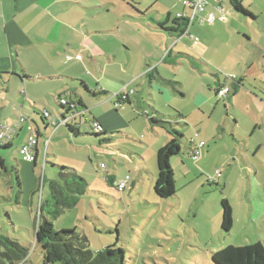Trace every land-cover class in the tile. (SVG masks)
<instances>
[{"label": "rangeland", "instance_id": "1", "mask_svg": "<svg viewBox=\"0 0 264 264\" xmlns=\"http://www.w3.org/2000/svg\"><path fill=\"white\" fill-rule=\"evenodd\" d=\"M238 1L256 19L236 12L229 0H208L207 10L215 13L214 22H200L199 18H205L200 14L190 35L178 40L180 52L194 61L187 57L176 61L179 50L174 49L167 58L171 63L165 65L157 63V53L154 57L149 55L153 45L167 38L158 33L161 31L156 30V22L165 21L168 15L171 21L182 14L186 10L182 0L118 1L116 13L120 15L116 24L120 37L134 38L129 53L131 67L139 71L148 64L156 65L160 78L176 84L156 80L154 92L149 94L151 91L145 90L149 80L145 77V92H138L137 99L131 98L133 107H121L116 105V98L112 99L114 93L99 102L86 94L77 81L78 96L89 110L80 119V133L94 134L93 116L111 109L114 119L109 128L105 130L102 125L105 132L113 133L108 134L113 140L110 147L85 135L70 138L63 128L44 131L43 112L52 117L65 113L54 102L58 81L22 84L24 81L16 76L0 74V126L19 124L18 119L23 116L26 125H33L40 133L36 167L20 155L17 141L13 140L10 149L0 150L8 171L0 174V235L28 249V258L21 264H43L40 248L35 244V230L38 205L49 195L48 183L59 174L58 167L51 164L73 169L87 183L86 193L75 208L52 220L53 231L76 228L86 235L93 252L115 244L124 252V264H213L212 254L228 245L260 242L264 246V187H253L252 179L248 180L252 178L250 165L264 173V126L257 123L259 129H255L252 122L264 112L246 93L236 96L237 114L226 111V100L215 97L218 79L211 72L229 85L233 78L230 72H237L246 67V62L256 59L255 47L264 50V0ZM221 16L223 20L219 19ZM225 64H230L231 70L224 71ZM254 71L249 70L243 84L246 91H255V96L264 100L258 90L264 81ZM89 82L91 90H95L96 83L92 79ZM136 84L130 83L129 89L141 87ZM22 86L27 87L31 97L24 95ZM157 88L163 96H159ZM147 106L165 116L172 129L183 135L181 152L170 159L175 196L165 200L158 199L153 189L156 154L170 137L161 125L151 123ZM238 120L240 125L232 136L225 131L230 128L223 125L232 127ZM194 141L205 144L197 160H193L190 151L189 143ZM45 150L48 163L42 167ZM13 168L18 170L21 183L18 201ZM107 175H113L117 183L127 177L125 190L109 186L105 182ZM223 199L229 202L233 214L228 233L221 230Z\"/></svg>", "mask_w": 264, "mask_h": 264}, {"label": "crops", "instance_id": "2", "mask_svg": "<svg viewBox=\"0 0 264 264\" xmlns=\"http://www.w3.org/2000/svg\"><path fill=\"white\" fill-rule=\"evenodd\" d=\"M118 1L121 0H0V74L4 76H16L18 80L24 81L22 84L28 81L52 82L56 80L58 81V83H55L54 90L58 93L56 98L57 96H61L67 101L77 98L81 100L82 104L84 101L78 96L79 91L75 88L77 81L81 82L80 88L86 94L99 102H101L104 94L95 97L94 94L98 92L110 95L114 93L116 95L123 90L128 92L133 91V94L128 93V98L131 102L130 105H127L128 107H133V99L131 98L137 99L138 96L136 95H138V92L144 93L145 90L146 92L151 91L149 94L154 92V86H156L154 82L156 80L172 85L169 81H165L159 77L156 65L148 64L146 65V69L144 67L139 71L131 67L132 61L129 58V53L131 51L130 44L134 38L131 35L120 37L119 25L116 24L118 23L116 19L120 15L116 13ZM208 6L209 2L207 0V7L202 13L205 18L209 14H214L215 16V13L207 10ZM242 9L245 12L247 11L243 6ZM248 12H246L248 14L245 15L246 17L256 19L255 16ZM183 13L189 14V11L186 9ZM219 19L223 20V17L221 16ZM171 21L168 15L165 21L156 22V30L161 31L158 33L166 35L167 38L164 37L161 43L153 45V51L149 55L154 57L157 53V63L165 65V63H171L167 61L168 55L174 49H177L179 51L175 54L176 61H180L181 57H187L193 62L194 60L190 55L180 52L181 49L178 47V40L180 38L176 34L161 30L158 26L159 24L167 23L165 27H169ZM255 45L254 43V47ZM259 47L261 46L259 45ZM255 49L258 51L256 59L246 62V67L238 69L237 72H230L229 75L235 80L243 79L244 81L245 77L249 75V70H255L254 73L261 74L260 80L264 81V50L258 47H255ZM78 55L81 57L80 60L75 58ZM67 56L70 57L69 60H66ZM223 70L226 72L231 70L230 64H225ZM27 74L29 77H26ZM242 74L244 76H239ZM145 77L149 80V88L144 90L145 82H143V78ZM254 78L256 79V77ZM90 79L96 83L97 88L95 90H91V87H89ZM136 80L139 81L138 84H136ZM130 83L141 87L137 88L138 90L135 88L129 89ZM261 87L264 89V85H261ZM22 88L25 91L24 95H28L26 91L27 87L22 86ZM246 90L243 84V87L234 95L230 94L226 101H223L225 102L224 107L226 111L228 110L230 113L237 114L236 96L246 93L252 102L254 101L261 105L260 110L264 112V105L262 104L264 100L255 96V91L253 94ZM157 92L160 97L163 96L160 89L157 88ZM167 93L170 96V92L167 91ZM28 97L31 96L28 95ZM56 98H54L55 103ZM115 98L113 97L112 99ZM28 100L30 103H34L33 99ZM137 105H140L138 101ZM147 107L150 110V112H147L151 114V117L156 116L155 112L160 114L152 107ZM112 111L111 109L105 110L103 113L93 116V119L107 130L110 122L114 119L111 115ZM116 120L117 118L115 122ZM252 122L255 129H259L257 123L262 122L264 126V114L258 115L257 119ZM239 125L240 121L238 120L232 127L226 124L223 127L230 128V130L225 131L233 136ZM23 126L21 125L14 137V142L17 141L19 148L22 147L27 136ZM42 127L44 131L48 129V126L44 122H42ZM112 142L113 140L107 143V145L110 147ZM196 143L198 141L193 142V144ZM261 143L263 142L259 144ZM203 148L200 150V156L203 154ZM246 149L244 154L247 159L249 156ZM209 151L212 152V147ZM256 152L257 150L253 151L252 154L255 155ZM39 156L40 151L37 146V159ZM249 170L252 178H248V180L252 179L253 187H264V173L262 174V171L253 165H250Z\"/></svg>", "mask_w": 264, "mask_h": 264}, {"label": "trees", "instance_id": "3", "mask_svg": "<svg viewBox=\"0 0 264 264\" xmlns=\"http://www.w3.org/2000/svg\"><path fill=\"white\" fill-rule=\"evenodd\" d=\"M233 5L234 10L244 15H248L241 6V2L238 0H229ZM207 7V5H206ZM200 19V18H199ZM200 21V20H199ZM194 23V22H193ZM167 24V23H166ZM159 24V28L165 32L176 34L178 38L183 35H190L186 33L188 28V21L185 19L175 18L171 21L169 27L166 25ZM193 25V24H192ZM192 27V26H191ZM190 27V28H191ZM190 30V29H189ZM215 77H217L218 87L215 89V96L219 99H227L231 94L234 95L241 87H243V79L235 80L232 78L229 85L225 81H219V77L211 71ZM150 77V76H149ZM170 84H176L171 83ZM228 89V92L224 97L219 96V91L223 89ZM263 88V87H262ZM264 95V91L259 89ZM128 92V91H127ZM123 93V92H122ZM104 94V97L109 94L98 92L94 94L95 97ZM133 94V93H132ZM129 94L125 96V99L120 100V93L114 95L117 99L116 105L124 106L130 105L131 102L128 98ZM61 100H65L68 104H61ZM56 103L60 111L65 112L63 115L60 114L59 117H52V121L55 122L54 125L49 124L43 119L42 122L51 128L53 131L56 129L63 128L70 136V138H78L83 135L97 139L99 143L107 144L111 142V138H108V133L105 132L102 126L92 118V129L94 134H81L79 127L81 125L80 119L83 118V113L89 111L85 107L80 99H74L67 101L61 96H57ZM155 112V111H154ZM150 119L151 123L161 125L169 135V140L165 145L157 151L156 163H157V177L154 184V194L160 200L169 199L175 196V186H174V174L170 166V159L179 155L181 152V140L183 135L176 130L172 129L171 122L166 121V117L157 114ZM50 115V114H49ZM176 116L182 119V115L176 113ZM66 119L65 123L60 124L61 120ZM69 120V121H67ZM177 121V120H176ZM16 125V124H15ZM18 125H26L18 124ZM59 125V126H58ZM100 126L101 132H96L94 126ZM11 127L13 125H10ZM27 126V125H26ZM25 126V131H26ZM36 139V146L33 152L34 163L33 167H36L37 163V146L40 133L37 128L33 125ZM20 129V128H19ZM27 133V132H26ZM15 134L11 139L6 140L4 143H0V150H8L12 147V142L14 140ZM191 146V154L196 144L189 143ZM24 144L22 145V147ZM22 147L19 148V153ZM21 155V154H20ZM22 156V155H21ZM46 150L43 155L44 166L48 163L46 160ZM52 167H58L59 174L56 180H51L48 183L49 195L46 199L41 200L38 205L37 223L35 230V244L40 248L42 254L43 264H124L125 256L124 252L117 248L115 244L107 246L97 252H93L89 249V241L83 232L77 231L76 228L61 230L60 232L53 231L52 220H56L63 212L75 208L79 199L86 193L87 183L86 181L78 175L73 169L67 167H59L57 165H52ZM101 167V166H100ZM103 168V167H101ZM7 166L5 160L0 157V174L7 173ZM15 182L17 185L16 199L21 192V183L18 177V170L13 168ZM1 176V175H0ZM105 182L118 190L117 182L113 175H107L105 177ZM125 190V189H124ZM122 190V191H124ZM119 191V190H118ZM221 213L222 222L221 230L228 233L233 225V214L229 202L226 199L221 201ZM28 258V249L20 245L14 240H10L5 236L0 235V264H21ZM213 264H264V246L260 242H254L251 244H246L244 246H232L228 245L212 254Z\"/></svg>", "mask_w": 264, "mask_h": 264}, {"label": "built area", "instance_id": "4", "mask_svg": "<svg viewBox=\"0 0 264 264\" xmlns=\"http://www.w3.org/2000/svg\"><path fill=\"white\" fill-rule=\"evenodd\" d=\"M182 5L185 9H187L189 11V14H179L177 16V18L179 19H185L188 21V28L186 33L189 32L190 27L192 26L194 20L199 17L200 14H202L205 11L206 5H207V0H182ZM218 10H220V8H218ZM215 19L214 14H209L205 19L200 18V22H210L212 23ZM194 42L197 43L198 39L194 38ZM76 59H80V56H76ZM70 57H66V60H69ZM228 92V89H223L219 91V96L220 97H224L225 94ZM130 93L132 94L133 91L127 92L124 91L123 93H120V100L125 99V96ZM61 104H68L65 100H61ZM43 119L46 122H49V124L51 123V125H54L55 122L52 121V118L50 117L48 112H43ZM19 124H24L26 122V119L23 116H20L19 119ZM66 119L61 120L60 124L65 123ZM16 125L11 126H0V143H4L6 140L11 139V137L17 133V130L19 129V127ZM58 125V126H59ZM95 127V131L96 132H100L101 127L100 126H94ZM34 128L32 127V125H27L26 126V132H27V136L24 142V146L22 147V149L20 150V154L23 156V158L27 161V162H33L34 163V156H33V152L36 146V139H35V132H34ZM204 143L203 142H198L195 146V148L193 149L192 152V158L193 160H197L199 155H200V150L204 147ZM42 167L44 166L41 165ZM101 167H103V165H101ZM127 181L128 178L126 177L124 181H120L117 183V187L119 191H122L126 188L127 186Z\"/></svg>", "mask_w": 264, "mask_h": 264}]
</instances>
